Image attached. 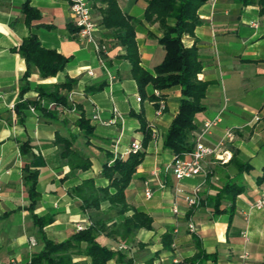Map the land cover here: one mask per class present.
<instances>
[{
  "label": "crops",
  "instance_id": "crops-1",
  "mask_svg": "<svg viewBox=\"0 0 264 264\" xmlns=\"http://www.w3.org/2000/svg\"><path fill=\"white\" fill-rule=\"evenodd\" d=\"M25 1L0 0V264H8L13 257L24 264L42 250L32 215L51 219L42 232L53 243L72 237L78 226L88 227L108 216L112 222H118L117 216L107 213L106 204L98 214L83 209L73 190L87 179H92L96 187L107 185L101 175L102 165L113 157L124 158L131 142H142V126L150 132L154 129L158 136L147 144L143 162L125 191L130 208L126 215L130 216L133 210L142 211L152 218V228L140 229L128 242L104 233L99 241L110 249L125 244L133 264L190 262L199 252L211 258L199 259L194 264H264V209L250 208L264 194V178L260 180L264 176V0L249 5L241 0H208L197 11L199 24L194 35L182 39L187 47L195 44L203 65L198 79L207 84L202 100L204 110L194 118L196 135L203 123L219 116L220 122L202 136V141L216 146L227 128L234 129V138L217 152L224 161L209 157L204 176L180 183L165 172L174 154L162 148L163 137L177 114L180 90L166 91L163 100L141 97L130 65L123 58L125 49L112 39L110 30L97 26L98 40L107 45L105 66L115 77L110 83L92 46L77 40L70 31L74 27L68 0H30L40 14L30 25L22 13ZM148 2L120 0V6L126 16L138 22L135 42L140 65L152 71L165 53L157 41L161 35L157 24L142 21ZM91 14L98 23V11L91 8ZM251 22L257 27H251ZM30 33L37 36L42 46L68 58V63L62 72L46 79L33 70L28 79L29 89L21 93L26 64L17 49ZM66 80L74 81L70 91L75 92L73 101L78 106L74 111L57 108L53 119L37 110L19 107L16 111L9 107L38 100L37 86ZM137 97L141 98L139 102ZM159 102H164L165 110L156 116ZM114 108L122 119L110 126L92 123L94 137L86 143L74 120L81 113L90 118L94 110H99L102 120H109ZM71 134L77 136L74 148L91 162L88 170L70 171L59 157L54 144L56 135ZM234 154L238 160L249 163V171L237 175L236 166L230 162ZM25 167L38 173V199L32 212L28 210L30 199L23 181ZM232 179H237L243 192L236 197L233 207L224 202L220 206L224 211L214 215L215 195ZM146 181L153 191L150 199L143 193ZM195 186L201 188L200 206L188 209L180 200V212L173 215L175 187L189 191ZM189 220L195 226L194 233L187 228ZM164 234L172 239L169 251L163 248ZM69 257L70 264L88 262L81 251H72Z\"/></svg>",
  "mask_w": 264,
  "mask_h": 264
},
{
  "label": "trees",
  "instance_id": "trees-1",
  "mask_svg": "<svg viewBox=\"0 0 264 264\" xmlns=\"http://www.w3.org/2000/svg\"><path fill=\"white\" fill-rule=\"evenodd\" d=\"M208 0H149L142 21L148 25L157 24L161 35L157 38L158 43L164 50V58L152 71L144 70L140 65V56L135 42L136 20L126 16L120 6V0H89L91 8L100 14L97 26L111 31V37L125 49L123 56L130 65L131 75L137 85L141 97L146 96L151 101L163 100L165 92L174 88L180 90L181 96L178 103L177 114L172 120L162 140V148L167 149L176 156H182L193 149L196 125L195 115L204 110L202 100L207 91V84L198 79L203 65L198 57L195 44L187 47L183 44L184 36H193L196 26L199 24L197 17L198 9ZM260 0H241L244 5H249ZM22 13L28 25L40 17L39 12L26 0L22 6ZM74 33L75 28L70 27ZM17 52L26 64V71L22 77L24 86L21 93L29 89L28 79L33 70H36L41 79L55 77L62 72L68 63L65 58L54 49H49L40 43L34 33H30L18 47ZM74 84L72 80L50 86H37L38 100L32 102L22 101L14 106L42 113L44 117L55 118L56 108H48L49 104L61 106L64 110H70L72 105L67 100V95ZM154 91L158 92L155 96ZM141 99V98H140ZM78 106H75L77 109ZM74 125L86 138V143L94 137L95 126L83 113L74 120ZM144 137L141 142L142 149L129 152L124 158L113 157L109 162L102 165L101 175L107 181V185L96 187L92 179L83 181L73 193L80 198L81 206L87 211H96L97 214L103 205H107V213L117 216L119 221L112 222L108 216L104 220L91 222L88 227H82L72 237L61 243H53L45 239L42 229L51 223V219L32 215L34 226L38 231V238L43 243L40 252L31 257L29 264H70V252L81 251L88 257L86 264H133V258L128 251L110 249L103 245L98 237L101 234L117 238L120 241H130L140 229L150 230L152 218L146 213L133 210L130 216L126 213L130 210L126 203L125 191L130 181L143 162L145 148L151 141V132L144 126ZM77 136L68 137L56 135L54 144L59 149V157L70 171H85L91 167L88 158L80 154L74 145ZM24 146H21L22 153ZM237 175L250 169L248 162L238 160L235 154L231 157ZM23 178L29 194L30 205L28 210L32 212L37 199L36 189L38 173L28 167L24 168ZM264 171V170H262ZM208 177V176H207ZM264 178L261 176L260 180ZM243 192V187L232 179L225 183L216 193L213 214H219L222 203L232 204L238 195ZM163 248L166 251L172 248V239L169 234L162 237ZM81 247L84 249L81 250ZM130 251V250H129ZM211 255L198 253L195 260L182 261L171 264H194L199 259H209ZM24 264H28L27 262Z\"/></svg>",
  "mask_w": 264,
  "mask_h": 264
},
{
  "label": "built area",
  "instance_id": "built-area-1",
  "mask_svg": "<svg viewBox=\"0 0 264 264\" xmlns=\"http://www.w3.org/2000/svg\"><path fill=\"white\" fill-rule=\"evenodd\" d=\"M216 1V0H213ZM69 2V9L73 18V27L76 29L74 32L75 37L77 40L92 46L93 50L98 56L99 63L102 69L106 72L108 76V81L111 83L115 79V77L107 70L104 62V56L107 54V45L100 42L97 38V24L92 18L91 14V6L89 0H68ZM249 25L253 28L257 27V24L254 22L249 23ZM89 75H93V73L88 70L87 72ZM155 96L158 95L157 91H154ZM75 92H69L67 95L68 102L72 105V108L69 111L75 110V104L73 101V97ZM136 100L139 102L140 97H137ZM1 101V96H0ZM10 109L12 110L14 106L10 105ZM48 108H58L63 109L61 106H58L54 103L49 104ZM31 112H34L33 107H29ZM64 110V109H63ZM165 110L164 102H159L158 107L156 108L155 114L156 116H160L163 111ZM91 123H97L102 126H110L116 123L117 120H121L122 117L117 111V109L112 110V117L109 120H102L100 117L99 110H94L92 115L90 116ZM255 120H259L256 116ZM220 122V117L217 116L211 121H207L203 123L200 132L195 136L194 146L193 149L188 152L184 153L182 156H173L172 161L165 167V172H170L173 179L180 183L183 180L194 179L199 176H204L205 172V163L206 159L209 157H218L217 152L218 150L224 146L225 143L232 141L234 138V129L227 128L224 130V134L222 139L218 142L216 146H209L206 145L202 141V136L209 132V130L216 126ZM157 132L153 129L151 130V140L155 141L157 139ZM142 149V144L139 141L131 142L128 152H136ZM219 158V157H218ZM220 159V158H219ZM224 161L223 159H220ZM153 176L156 177L157 173H153ZM144 190V197L146 199H150L153 195L152 188L150 186V182L146 181L143 184ZM160 188H163V184H159ZM182 200L188 209L196 208L200 206L202 203V196H201V188L200 186H195L189 191H185L180 187H175L174 189V197L171 206V213L173 215H178L179 210V201ZM251 209L261 210L264 209V194L260 196L255 202H253L250 206ZM187 228L190 233L195 232V226L192 221H188ZM82 227L78 226L77 231L81 230ZM31 243V242H30ZM33 245V243H32ZM117 249L120 251H129L130 249L125 244H119ZM245 256H242V258ZM177 261L175 260L174 263ZM30 263V259L27 261ZM8 264H21L20 260L17 258H10Z\"/></svg>",
  "mask_w": 264,
  "mask_h": 264
},
{
  "label": "rangeland",
  "instance_id": "rangeland-1",
  "mask_svg": "<svg viewBox=\"0 0 264 264\" xmlns=\"http://www.w3.org/2000/svg\"><path fill=\"white\" fill-rule=\"evenodd\" d=\"M102 243H103V245H105L104 242H102Z\"/></svg>",
  "mask_w": 264,
  "mask_h": 264
}]
</instances>
